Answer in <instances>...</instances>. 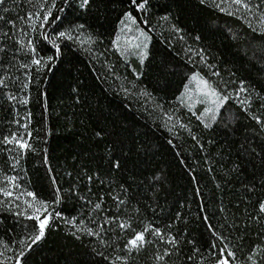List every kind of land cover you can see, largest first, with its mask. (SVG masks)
Segmentation results:
<instances>
[{
  "label": "trees",
  "instance_id": "obj_1",
  "mask_svg": "<svg viewBox=\"0 0 264 264\" xmlns=\"http://www.w3.org/2000/svg\"><path fill=\"white\" fill-rule=\"evenodd\" d=\"M140 3L0 0V264H264V0Z\"/></svg>",
  "mask_w": 264,
  "mask_h": 264
},
{
  "label": "rangeland",
  "instance_id": "obj_2",
  "mask_svg": "<svg viewBox=\"0 0 264 264\" xmlns=\"http://www.w3.org/2000/svg\"><path fill=\"white\" fill-rule=\"evenodd\" d=\"M123 28L126 31L127 35H129L135 43L136 42H142L143 43L146 41L147 36H146L143 28L136 21L135 18H134V20L126 18V20L123 23ZM192 80H193L195 87L197 88V91L199 92V94H201V96H205L206 99L208 100V102H210L211 104H217L219 101H222L219 94L217 93V91L214 90L213 87L202 76H200L198 74H194L192 77ZM204 81L207 82V86L203 83ZM213 91H215V93H217V95H213L212 94ZM8 186L3 188V192L14 193L15 190L13 189V187L8 188ZM30 205H32V203H30ZM35 208L40 209V212L35 213V214L36 215L38 214L40 216V218L43 219L45 216V210L46 209L43 206L42 207L36 206V207H34V209ZM218 264H221V263H218Z\"/></svg>",
  "mask_w": 264,
  "mask_h": 264
},
{
  "label": "snow or ice",
  "instance_id": "obj_3",
  "mask_svg": "<svg viewBox=\"0 0 264 264\" xmlns=\"http://www.w3.org/2000/svg\"><path fill=\"white\" fill-rule=\"evenodd\" d=\"M131 2L138 9H142L144 7V3L137 4V0H131ZM235 2L238 3V4H240V3H242V0H235ZM85 3H87V0H85ZM244 6L247 7L246 4ZM50 14H51V12L49 10V13L44 16V20L45 21L47 20L48 15H50ZM126 16H127L128 19H133L134 20V18L131 16V13L126 14ZM59 35L60 36H64L65 33L61 32ZM33 63L39 64L40 61L39 60H36V61H33ZM203 83L207 86V82L206 81H204ZM212 94L213 95H217V93H215V91H213ZM224 99L226 100L227 97H225ZM18 143H20V147H22V148L28 147V145H27L26 142L21 143V142L18 141ZM5 195H11V193L10 192H6ZM27 195L28 196H32L33 194L29 192V193H27ZM97 207H99V205H97ZM34 212L35 213H39L40 212V209L39 208H35L34 209ZM50 215H51L50 213L48 215H45L43 219H41L38 214L37 215H34L32 217H29L30 219H36L37 221H39V224H38V229H39L38 234L35 235V237L31 239V244L28 245L29 248H31L32 244H35L36 242L40 241L44 237V235H45V228L48 225V220H49V216ZM121 226L124 227L125 225H121ZM143 241H144V235H143V233H138V234H136V236L132 240L129 241V244L132 247H138L140 245V243H142ZM20 255L23 256L24 253L21 252ZM232 255L233 254L231 252L228 253V256H232ZM17 264H20V262L17 261ZM221 264H229L227 258L223 259L221 261Z\"/></svg>",
  "mask_w": 264,
  "mask_h": 264
}]
</instances>
